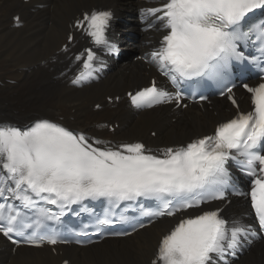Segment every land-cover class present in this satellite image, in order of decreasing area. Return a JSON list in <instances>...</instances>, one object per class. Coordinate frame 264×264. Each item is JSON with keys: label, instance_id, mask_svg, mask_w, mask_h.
<instances>
[{"label": "snow or ice", "instance_id": "6c2138e0", "mask_svg": "<svg viewBox=\"0 0 264 264\" xmlns=\"http://www.w3.org/2000/svg\"><path fill=\"white\" fill-rule=\"evenodd\" d=\"M256 10H264V0H162L161 7L149 9L160 14L157 19L166 31L158 49L151 53L152 61L173 83L192 78L217 82L228 79L233 63L247 59L241 42L253 34L258 36V42H264V20L253 23L247 31L242 28ZM110 16L107 11L85 14L89 35L96 44L105 42ZM81 25L77 21V26ZM92 60L93 53L88 50L84 67H90ZM84 76L81 73L73 83ZM244 87L251 94V111H237L232 118L220 122L214 134L192 139L186 145L159 149L157 154L141 142L94 146L104 142L90 143L91 138L83 132L48 119H38L24 129L0 124V198L5 201L0 203V233L9 239L18 237L13 240L16 244L58 242L55 233L37 232L44 226V219L58 220L56 213L40 207L35 213L37 219L28 223L27 212L8 204L9 198L20 201L24 209H35V196L47 205L58 206L61 214L86 199L105 198L118 205L121 201L154 198L160 202L159 210L142 213L149 217L174 216L224 200L226 188L234 186L226 167L230 159L250 177V192L237 194L250 197L255 218L264 230V82ZM227 92L230 94L232 88L228 87ZM129 96L137 107L171 100L180 104L182 99L181 92L173 95L158 88L155 81ZM228 98L238 107L231 95ZM113 222L105 218L98 223ZM256 235L251 224L230 222L219 208L202 211L181 219L163 235L151 264H229L227 257L236 256L242 240L251 243L249 237Z\"/></svg>", "mask_w": 264, "mask_h": 264}, {"label": "bare ground", "instance_id": "6f19581e", "mask_svg": "<svg viewBox=\"0 0 264 264\" xmlns=\"http://www.w3.org/2000/svg\"><path fill=\"white\" fill-rule=\"evenodd\" d=\"M100 1H109L115 11L120 14L132 12L131 0H31L26 4L18 0H0V123L18 122L26 124L40 116L53 117L66 121L67 125L82 131L93 133L101 128L104 117L114 115L125 126L121 137L155 128L160 131L156 138L145 136L148 143L159 144L165 140L164 135L185 134L191 131L182 125H170L168 112H157L154 117L146 118L140 127L124 118L129 113L126 100L120 104H110L107 96L120 94L137 80H145L143 63L125 61L115 68L111 66L104 80L88 85L74 87L67 78L73 68L67 54L60 52L66 43L71 18L83 8H90ZM15 13L20 14V22L13 20ZM122 16V15H121ZM127 20L133 24H122L119 39L123 50H130L133 43L127 37L134 29L135 19L126 14ZM143 42L148 38L142 34ZM139 37V39H140ZM148 45V44H146ZM142 50L147 46L143 45ZM126 69H130L128 74ZM66 72L65 74L63 72ZM101 103L102 110L94 111L92 105ZM119 106L121 116L117 113ZM224 103L221 104V108ZM211 117V122L214 121ZM199 125L210 126L208 121ZM164 130V132H163ZM178 131H181L178 132ZM168 228L161 223L149 229H143L131 238L121 241H105L92 247L78 250L67 248L65 255L73 264H150L160 235ZM56 258L48 251L19 249L16 255L0 237V263L2 264H58ZM242 264H264V245L252 251Z\"/></svg>", "mask_w": 264, "mask_h": 264}]
</instances>
